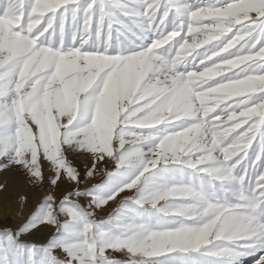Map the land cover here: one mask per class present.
I'll list each match as a JSON object with an SVG mask.
<instances>
[{
    "label": "snow or ice",
    "instance_id": "obj_1",
    "mask_svg": "<svg viewBox=\"0 0 264 264\" xmlns=\"http://www.w3.org/2000/svg\"><path fill=\"white\" fill-rule=\"evenodd\" d=\"M9 176L0 264H264V0H0Z\"/></svg>",
    "mask_w": 264,
    "mask_h": 264
},
{
    "label": "rangeland",
    "instance_id": "obj_2",
    "mask_svg": "<svg viewBox=\"0 0 264 264\" xmlns=\"http://www.w3.org/2000/svg\"><path fill=\"white\" fill-rule=\"evenodd\" d=\"M25 192L27 191H24L23 193ZM19 210H20V205L18 203V195L16 196L15 199H10V201L1 203L0 204V226L4 224L6 219L10 223H19L20 220L23 219V217L20 215L18 218L15 216V214L18 215ZM26 211L27 210H25V212Z\"/></svg>",
    "mask_w": 264,
    "mask_h": 264
},
{
    "label": "bare ground",
    "instance_id": "obj_3",
    "mask_svg": "<svg viewBox=\"0 0 264 264\" xmlns=\"http://www.w3.org/2000/svg\"><path fill=\"white\" fill-rule=\"evenodd\" d=\"M0 179H3V177H0ZM7 179L9 187L6 191H0V204L10 201V199H15L18 194L27 191V189L22 186L20 181L16 180L11 176H9ZM15 216L17 218L19 217V215L17 214H15Z\"/></svg>",
    "mask_w": 264,
    "mask_h": 264
}]
</instances>
